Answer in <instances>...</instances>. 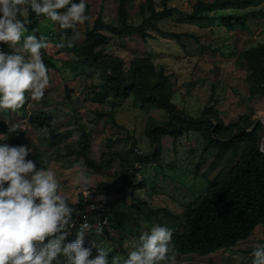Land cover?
<instances>
[{
  "label": "rangeland",
  "instance_id": "rangeland-1",
  "mask_svg": "<svg viewBox=\"0 0 264 264\" xmlns=\"http://www.w3.org/2000/svg\"><path fill=\"white\" fill-rule=\"evenodd\" d=\"M195 1L168 0L169 6L177 7L182 13L160 18L156 22L157 28L164 32H188L195 37L182 36L176 39L151 27L147 28L150 36L145 39L138 34L115 36L105 32L107 41L100 48L103 52L119 56L124 69L136 55L148 56L157 67L163 66L173 81L171 101L192 116H197L204 106H211L224 123L247 116L252 123L250 129L256 121H260L261 149L264 147V97L250 93L249 87L254 81L240 54L244 49L264 42V12L249 16L244 28L226 29L217 23L185 20V13L191 10ZM87 2V21L90 26L101 4L104 19L110 23L117 22L116 0ZM125 6L130 23H140L148 15L145 0H126ZM154 7L161 9V1L154 0ZM252 9L264 11V0L249 6L212 11L211 15L215 12L241 13ZM37 20L40 34L47 36L49 43L46 51L53 64L48 67L50 86L39 102L32 101L29 94L28 101L18 111L0 110V119L8 125V131L0 133V144L7 143L12 136L20 135L19 140L24 141L25 145L31 149L38 148L48 160L47 167H52L56 172L71 202L80 193L84 195L74 183L78 171H84L91 178L87 188L89 195L96 194L94 192L100 182L122 183L121 155L114 156L112 152L124 154L133 144L137 153L151 150L145 132L147 122L149 118L162 122L167 120L168 115L155 106L136 103L131 97L112 98L108 94L101 97L97 71L73 61L72 47L84 39L85 25L78 24L75 35L66 38L58 24L43 16H37ZM61 43L64 46L58 47ZM34 110L52 115L55 124L49 128V136L45 137L42 129H36L28 123L27 115ZM13 125H19V129L10 132L9 128ZM82 130L89 140L90 157L96 162H105L104 167L93 169L87 166L77 153ZM4 136L6 139H3ZM161 144V164L134 163L137 170L135 174L125 175V179L134 182L135 186L142 183L141 187L127 186L123 191L112 189L101 194L104 195L110 214L118 222L111 225V230L103 231L101 236H97L94 231L85 233L84 246L92 249L93 256L103 241L102 246L111 252L112 257L126 258L130 247L125 245L138 240L142 232L150 230L155 224L165 226L156 216H145L141 210L144 202L152 208L163 207L173 214H180L185 205L204 193L234 162L229 161L226 155L223 160L212 164L216 149L202 151L201 136L194 131L175 139L164 135ZM129 159H133L132 153ZM160 218L163 216L160 215ZM258 244L264 245L262 224L255 226L248 237L229 247L206 254L192 252L172 256L175 257V264H252L251 253ZM161 264H169V261Z\"/></svg>",
  "mask_w": 264,
  "mask_h": 264
},
{
  "label": "trees",
  "instance_id": "trees-1",
  "mask_svg": "<svg viewBox=\"0 0 264 264\" xmlns=\"http://www.w3.org/2000/svg\"><path fill=\"white\" fill-rule=\"evenodd\" d=\"M117 1V22H107L103 17V6L100 5L98 13L90 26L85 21L84 39L72 47L73 61L82 66L96 70L100 78L99 94H106L112 98L131 97L136 103L155 106L164 110L168 118L157 122L149 118L145 129L146 135L152 146L147 152L137 153L134 144L124 154L112 152L114 156H120L122 183L100 182L95 189L96 194H102L115 189L123 191L127 186H137L134 182L127 181V173L135 174L137 171L134 163L161 164V137L170 135L173 139L186 132L194 131L200 134L202 139V151L215 148L216 154L212 164L223 160L228 155L229 161L234 162L229 166L225 174L213 181L207 190L198 195L195 200L183 208L180 214H173L163 207L152 208L145 202L141 206L146 217L156 216V219L165 223V226L173 230V251L168 255L187 254L196 252L206 254L219 248L229 247L237 241L248 237L258 224L264 225V153L260 149L262 124L256 121L250 129L248 117L241 116L237 121L224 123L218 113L211 106H204L197 116L186 113L177 108L171 101L173 95V81L164 71L163 66H156L152 60L145 55H136L129 61L128 67L124 69L122 59L114 54L103 52L101 46L107 41L105 32L115 36L138 34L142 38L150 36L147 28H155L160 33L171 35L176 39L182 36L195 37L188 32H167L157 28L156 22L160 18H167L181 14L182 11L175 6H169L168 0L161 1V9L154 7V0L146 1V15L140 23L128 22L126 0ZM260 0H196L189 12L185 13L184 19L192 22L217 23L226 29L245 27L249 16L261 15L262 9L245 10L241 13H216L228 7H244L255 4ZM79 2V0H74ZM87 11L89 3L86 0ZM31 23L27 25L29 32L40 34L37 15L31 10L28 12ZM36 30V31H34ZM66 38H72L76 30L62 29ZM0 50L9 52L11 49L5 43H0ZM44 63L47 67L52 62L45 49L41 50ZM240 57L245 60V68L253 78V85L249 87L251 94H259L264 97V42L244 49ZM110 119L113 116L108 114ZM28 123L36 128H52V115L42 110L31 111L27 115ZM8 125L0 119V133H6ZM20 136V135H19ZM19 136H12L7 144L13 146L25 145L19 140ZM79 153L85 164L93 169H100L106 165L105 162H96L90 157L89 140L86 132L82 130L79 139ZM130 153L133 159H129ZM27 159L36 163V167H47L48 160L42 152L33 147ZM91 193L88 197L90 198ZM79 206L82 207L85 197L79 194L77 197ZM112 206V205H111ZM108 207V204H107ZM116 207L118 205L116 204ZM108 210V209H107ZM109 218L112 225L117 223L114 215L109 210ZM160 215L163 218H160ZM181 218L179 221L178 219ZM76 231L66 237L67 242L75 239ZM109 264L112 254L107 252Z\"/></svg>",
  "mask_w": 264,
  "mask_h": 264
},
{
  "label": "clouds",
  "instance_id": "clouds-1",
  "mask_svg": "<svg viewBox=\"0 0 264 264\" xmlns=\"http://www.w3.org/2000/svg\"><path fill=\"white\" fill-rule=\"evenodd\" d=\"M29 10L61 29L73 31L89 19L86 0H0V43L11 49L0 50V110L18 111L29 94L32 101L39 102L50 86L41 52L49 47L48 38L44 34L26 35L31 23ZM18 129L19 125H13L9 131ZM42 132L45 137L51 134L48 127ZM30 152L27 145L0 144V264H109L103 241L95 256L90 247L84 246L86 232L94 230L97 236L103 235L99 221L93 226L85 219L75 239L65 243L75 227L70 203L76 201L70 202L52 167L37 168L27 159ZM74 183L89 195L91 178L84 171L76 173ZM172 235L169 227L155 224L138 240L125 245L130 247L126 258L113 256L111 264H175V257L168 255L173 251ZM251 255L252 264H264V245H256Z\"/></svg>",
  "mask_w": 264,
  "mask_h": 264
},
{
  "label": "built area",
  "instance_id": "built-area-1",
  "mask_svg": "<svg viewBox=\"0 0 264 264\" xmlns=\"http://www.w3.org/2000/svg\"><path fill=\"white\" fill-rule=\"evenodd\" d=\"M88 196H85L84 194L85 200L82 207L79 206L78 199L75 200V204H70L74 209L72 220L75 222V227L70 229L69 236L74 230L77 233L79 225L84 223L85 219H87L89 223H92L93 226L99 221L103 225V231L111 230L112 224L110 222L104 195L93 194L90 198ZM105 221H107V223H104Z\"/></svg>",
  "mask_w": 264,
  "mask_h": 264
},
{
  "label": "water",
  "instance_id": "water-1",
  "mask_svg": "<svg viewBox=\"0 0 264 264\" xmlns=\"http://www.w3.org/2000/svg\"><path fill=\"white\" fill-rule=\"evenodd\" d=\"M255 124V123H254ZM254 126V125H253Z\"/></svg>",
  "mask_w": 264,
  "mask_h": 264
}]
</instances>
